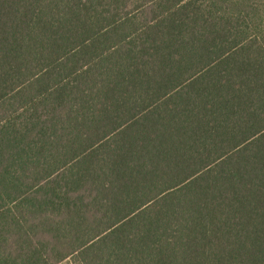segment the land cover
I'll return each mask as SVG.
<instances>
[{"label": "trees", "instance_id": "16d2710c", "mask_svg": "<svg viewBox=\"0 0 264 264\" xmlns=\"http://www.w3.org/2000/svg\"><path fill=\"white\" fill-rule=\"evenodd\" d=\"M264 264V0H0V264Z\"/></svg>", "mask_w": 264, "mask_h": 264}, {"label": "rangeland", "instance_id": "374dc122", "mask_svg": "<svg viewBox=\"0 0 264 264\" xmlns=\"http://www.w3.org/2000/svg\"><path fill=\"white\" fill-rule=\"evenodd\" d=\"M61 264H69L68 262H63V263H61Z\"/></svg>", "mask_w": 264, "mask_h": 264}]
</instances>
